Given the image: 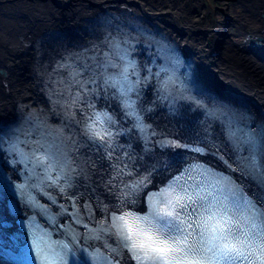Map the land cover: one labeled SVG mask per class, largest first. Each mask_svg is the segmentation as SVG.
Listing matches in <instances>:
<instances>
[{
  "label": "bare ground",
  "instance_id": "6f19581e",
  "mask_svg": "<svg viewBox=\"0 0 264 264\" xmlns=\"http://www.w3.org/2000/svg\"><path fill=\"white\" fill-rule=\"evenodd\" d=\"M0 3H2L0 4V154L7 157L8 164L17 169L25 168V157L41 150L39 148L57 159L62 165L57 166L58 170L61 171L62 168L66 170L62 169L61 172L67 187L62 191L63 194H60L61 201L58 195L53 194L54 202L70 206L72 203L70 201L82 200L88 205L90 216H105L111 201L118 202L122 199L134 201L138 198L143 199L146 194L144 188L129 191L126 184L131 180L121 176L122 167L129 168V171L133 170L132 176L137 179V171L141 170V164L156 166L161 161L164 163L165 156L179 153V149L175 147L154 149L149 141L140 146L138 140L129 136L131 146L123 163L117 155L109 157L99 155L100 149L93 144L97 141V137L93 136L92 140L83 138L81 128L83 129L84 117L95 97L101 95L109 103H113L112 91L104 85L101 86L102 90L98 91L97 85L101 76L115 70V67H112L116 64L113 54L117 48L132 54L135 58L132 63L134 69L143 70L142 66L149 65L151 79H156L151 71V67L156 62L159 61L164 65L168 57V60L174 63V73L165 74V81L169 83L173 80L172 84L177 88L170 87L168 90L163 82L158 90L161 98H157V94L151 92L153 88L151 84H148L149 87L146 89L141 88L139 92V98L152 118L151 123L157 129L163 127L161 130L164 133L168 125L179 128L182 132L191 127H198L205 133L206 130H210L211 139L215 142V153L222 157L224 153L230 160L231 155L223 151L224 145L228 144L220 131L221 124L217 125V118L242 128H248V125L242 122L246 121L248 116L242 111L259 118L257 113L259 108L250 103L254 101L264 104V48L253 42L254 37L260 36L264 31V18L261 17L264 15V0H219V6H214L213 9L206 7L201 0H0ZM105 7H116L115 11L124 10L131 15L124 17L122 13L120 15L109 10L118 19L114 15L98 17L100 22L105 20L102 26L108 21L120 23L119 30L111 31H119V35L109 32L104 37L105 46L101 51V46H98L101 44L99 37L105 30L102 32V28L93 26L80 36L78 33L84 26L82 23H88L97 16L93 14L94 9L101 8L99 10L102 11ZM149 25L152 27L151 30ZM158 26L164 30L170 41H162L158 38L165 36L164 33L160 34ZM134 27L140 31L133 39L130 37L134 33ZM61 32L64 34H60ZM53 34L55 35L52 37ZM67 40H70V43ZM62 41L67 46L63 52L60 51ZM144 51L146 55L142 59ZM73 57L87 58L85 61H72L73 69L82 70L80 68L83 66V69L91 67L92 69L86 73L79 72L70 100L62 95L59 96L58 93V96L54 94L43 96L41 89L38 94L42 97L40 104L50 109L52 116L45 112L40 131H34L29 128L32 105L30 101L26 103L27 100L39 84L42 88V85H46L49 81L54 73L53 65L67 66ZM56 59L58 61L55 62ZM192 65L203 73L205 77L203 81L210 90L225 89L237 94L233 97L243 96L250 103L244 99V102L237 103L231 96L223 98L222 95L226 94L217 93L216 90L217 96L231 101L234 108L221 101L216 106L214 100L207 96V91H203L202 81L192 83L194 78ZM14 68L18 75L16 78L13 77ZM45 92L47 93L46 90ZM159 106L164 108L168 118L163 116ZM201 107L208 113L201 125L192 124V120L182 119L181 110L190 109L194 113ZM200 116L201 114L194 117V120ZM162 119L167 121H163V125L160 126ZM256 127L259 136L250 137L254 140L258 138L251 146L255 157L253 166L254 173L262 178L259 184L262 183L264 193V163L260 155V148L264 144V119L260 120ZM238 133L244 135L246 132ZM107 138L114 139L112 135H108ZM34 139L35 143L41 141L43 143L40 146L26 148L30 146L29 141L33 142ZM76 141L90 147L89 154L80 151V156L88 159V163L84 162L80 167L82 177L71 173L74 169L73 163L65 158L75 153ZM125 147L121 145V148ZM137 148L140 149L136 151ZM147 148L149 152H146ZM83 149L87 147L80 148ZM234 155L241 158L238 151ZM89 165L91 174L86 171ZM162 167L163 170L159 172H163V175L170 170L166 164L159 165V168ZM0 170L9 178L15 175L4 160H0ZM74 170L78 171L79 167ZM240 171H245L244 166ZM150 173L151 171L146 173L143 182L148 181ZM153 174L152 178L161 176L157 171ZM24 183L25 188H28V181L24 180ZM88 187L91 188L90 191L87 190ZM0 188L3 189L0 190V210L8 211L5 206L6 201L13 208L17 207V210H20L18 208L22 204L20 196L15 191L10 193L2 186ZM101 190L102 194L98 193ZM144 190L145 193H142ZM3 191L8 192L11 197L4 195ZM140 194L143 197H140ZM46 207L53 216H56L48 204ZM56 219L59 217L56 216ZM0 264L10 263H7L0 254Z\"/></svg>",
  "mask_w": 264,
  "mask_h": 264
},
{
  "label": "snow or ice",
  "instance_id": "6c2138e0",
  "mask_svg": "<svg viewBox=\"0 0 264 264\" xmlns=\"http://www.w3.org/2000/svg\"><path fill=\"white\" fill-rule=\"evenodd\" d=\"M98 122L99 115L89 131L103 140L94 128ZM37 160L45 163L47 157ZM162 196L149 215L112 217V227L135 264H241L254 245L264 251V210L257 212L255 204V214L239 216L238 205L229 206L211 191L172 187Z\"/></svg>",
  "mask_w": 264,
  "mask_h": 264
},
{
  "label": "rangeland",
  "instance_id": "374dc122",
  "mask_svg": "<svg viewBox=\"0 0 264 264\" xmlns=\"http://www.w3.org/2000/svg\"><path fill=\"white\" fill-rule=\"evenodd\" d=\"M202 2H203V4L206 6V7H208V8H210V9H213L214 8V6H219L218 4H219V0H201ZM230 4H231V2H230ZM116 7H118V6H116ZM116 7H114V8H116ZM114 8H108V7H105V9H103L102 11H100L99 9H101V8H97V10L96 9H94L93 10V14H95V15H97L93 20H91V21H89L88 23L87 22H84V23H82V25L84 24V26L82 27V28H80V32L78 33V35L80 36V34L81 33H83L84 31L86 32L87 30H88V27H89V24H92V23H95L96 21L97 22H100V18L98 19V17H100V15H103L104 17H106V16H108V15H115V14H113V12H110V11H115V9ZM112 9V10H111ZM110 10V11H109ZM98 11V12H97ZM97 14H96V13ZM115 12H117V13H123V14H125L124 16H130L131 14H129V13H127V12H125L124 10H119V11H115ZM94 15V16H95ZM105 20H102L100 23H102V22H104ZM96 22V23H97ZM228 22V18L226 19V23ZM147 27H148V25L147 24H145ZM151 26L149 25V30H151ZM158 28L160 29V34L161 33H164V35L165 36H163V37H158L160 40H164V41H170V39H169V37L167 36V34L164 32V30L161 28V27H159L158 26ZM103 29V28H102ZM102 29H101V31H102ZM64 33H65V30H64ZM63 32H61L60 34H64ZM53 35H55V34H53ZM151 35H153V34H151ZM154 36V35H153ZM157 38V37H156ZM69 43H70V40H67ZM242 42V41H241ZM59 43H61V42H59ZM93 45H90V47H92ZM98 46H101V51L103 50V48H104V46H105V44L104 43H101L100 45H98ZM67 48V46H66V44H65V42L64 41H62V43L60 44V51L61 52H63L65 49ZM176 49H177V51L179 50L177 47H176ZM142 55V53H140V55L139 56H141ZM145 55H146V53H145V51L143 52V56H142V59L145 57ZM12 71H13V73L15 72V74L13 75V77H17L18 75H17V73H16V71H15V68L14 69H12ZM192 73H193V77L194 78H192V83H193V81H194V83H200L201 81H202V86L204 87V89H203V91H207V96L211 99V100H214V102L216 103V106H218V104H219V102L221 101V102H223L224 104H227L229 107H231V108H234V105H232L233 103L231 102V101H228V100H226V99H222V98H220V97H218L217 96V94H216V89L217 88H213V89H209L208 87H206V84L204 83V79H205V77H204V75H203V73L202 72H200L197 68H196V66H194V65H192ZM199 73V74H198ZM12 82L14 83V81H13V79H12ZM40 87V88H39ZM39 91V92H38ZM40 91H41V85L39 84L37 87H36V89H35V91L33 92V93H31V95H30V97H29V100H27V102L26 103H29L28 101H30L31 102V105H32V107H31V122H29V128L31 127L34 131H40V127L42 126L41 125V123H42V118H43V115L45 114V112L46 113H48V114H50L51 115V113H50V109H48V108H46V107H44L42 104H40L41 103V100H42V97H41V94L40 95H38L39 93H40ZM225 93L224 94H226V95H222L223 96V98H225V96L228 98V97H233V96H236L237 94H235V93H233V92H230V91H227V90H223ZM96 93H97V91H96ZM204 93V92H203ZM0 95H1V93H0ZM96 95V94H95ZM228 95V96H227ZM1 97V96H0ZM41 97V98H40ZM241 97V98H240ZM240 97H233L234 98V100L237 102V103H240V102H244V100L246 101V102H248V103H250L246 98H244L243 96H240ZM37 98V99H36ZM96 98V97H95ZM97 99H98V97H97ZM244 99V100H243ZM35 102V103H34ZM35 106H34V105ZM115 104H117V103H115ZM250 104H253L256 108L258 107L259 109H258V116H259V118L257 117V118H255V117H252V115L248 112H244V111H242V110H238L239 112L240 111H242V113L243 114H247V116H248V120H250L254 125H256L258 122H260V120H262V119H264V104H259V103H257V102H254V101H252ZM30 105V106H31ZM143 107L145 108V106H144V104H143ZM248 107H251V106H248ZM35 108V109H34ZM34 109V110H33ZM146 111V110H145ZM211 111V110H210ZM54 112V111H53ZM39 113V114H38ZM230 113V112H229ZM52 116V115H51ZM231 117V116H230ZM145 118H147L149 121L150 120H152L151 119V117H150V115H148V113L145 115ZM150 118V119H149ZM40 120V121H39ZM40 123H39V122ZM166 122L167 120H160V126H162L163 124L162 123H164V122ZM151 122V121H150ZM242 122H244V121H242ZM251 122H249V123H251ZM39 126V127H38ZM154 126V125H153ZM219 126V125H218ZM244 126H246V125H244ZM249 126H251V125H248V127ZM163 130V127H159L158 128V130H160V131H162ZM220 131L222 132V135H223V137L226 139V141H227V144H228V140H227V138H226V136H225V134L223 133V131H222V129H220ZM180 133V132H179ZM179 133H175V135H173V136H176V138H180V136H179ZM190 133H192V134H194L193 135V137L194 138H200V136L198 135V134H195L196 133V131L195 130H193L192 132H190ZM168 134H170V135H172V133H168ZM129 136H132V135H129ZM33 137V136H32ZM34 138V137H33ZM202 138H204V137H202ZM35 139L33 140V142L32 141H29V143H30V146H27L26 148H32V147H36V146H40L42 143H43V141H41V143H39V142H37V143H35ZM35 145V146H34ZM75 153L74 154H70V155H68V156H65V158H67L69 161H71L72 163H73V166H74V169L78 166L79 167V170L78 171H75L74 169L73 170H71V173L75 176V175H79L80 177H82V170H81V166L84 164V162L85 163H88V159H85V158H83V157H81L80 156V151L81 152H83V153H87L88 152V154H89V151H90V147H88V146H84L81 142H75ZM130 146H131V144H130ZM129 146V147H130ZM84 147H87V149H83V150H80V148H84ZM224 150L223 151H226V152H228V154H230L232 157H235L236 159H239V158H237L234 154H235V151H234V148H233V146H229V145H224ZM264 150V149H263ZM55 153H57V154H59V155H62L61 153H59V152H56V151H54ZM65 152V151H64ZM234 153V154H233ZM63 156V155H62ZM73 157V158H72ZM169 158H171V157H169ZM0 160H4L6 163H7V165H8V167H9V169L11 170V172H13L14 174H15V170L17 169V168H15L14 166H11L10 164H8V160H7V157H5L4 155H2V154H0ZM57 160V159H56ZM167 165L168 166H171L172 165V163H170V162H167ZM62 166V165H61ZM148 165L147 164H145V167H147ZM129 169V168H128ZM64 171H66L65 170V168H64ZM86 171L89 173V174H91L90 172H91V166L89 165V167H88V169L86 168ZM91 176L92 175H90V177L89 178H91ZM256 183V182H255ZM39 185H41L40 183H39ZM73 185H74V183H73ZM256 187H257V185H255ZM7 189H9V190H12L11 188H7ZM92 189H94V188H92ZM257 189H258V187H257ZM87 190L88 191H90L91 190V188H87ZM98 189H95V191H97ZM259 190V189H258ZM98 193H100V194H102V190H101V192H98ZM142 193H145V190L144 191H142ZM3 194L4 195H7V196H9V197H11L9 194H8V192H6V191H3ZM140 197H143L142 196V194H140L139 195ZM15 197H17V196H15ZM66 197V196H65ZM17 198H19V197H17ZM21 198V197H20ZM70 202H72V201H70ZM77 202H80V200L79 201H77ZM112 203H114L115 201L113 200V201H111ZM136 202H138L137 200H136ZM13 208V207H12ZM20 208V207H19ZM23 209H25L26 207L25 206H23L22 207ZM21 209V208H20ZM16 210H17V207H16Z\"/></svg>",
  "mask_w": 264,
  "mask_h": 264
},
{
  "label": "water",
  "instance_id": "95a60500",
  "mask_svg": "<svg viewBox=\"0 0 264 264\" xmlns=\"http://www.w3.org/2000/svg\"><path fill=\"white\" fill-rule=\"evenodd\" d=\"M120 15H121V13H120ZM122 15L124 16L125 14L122 13ZM114 16H115L116 19H118V17L116 15H114ZM124 17H126V16H124ZM96 22L92 23V24H89V27H93V26L97 27L98 26V27H100V29L103 28L102 32H103V30H105L104 33H101L100 37H99V41L101 43H103L104 37L106 35H108L109 32L113 31V29L114 30H119L118 26L120 25V23L118 21H108L107 23H104L103 26H102V23H100V22L96 23ZM108 23L110 24V26H108ZM139 31H140V29H135V27H134V33L131 34L130 38L134 39V37L139 33ZM111 33L116 35V36L119 35L118 34L119 31L111 32ZM51 36L53 37L54 35H51ZM254 38L255 39H254L253 42H257V44L259 46H262L264 48V31L261 32L260 36H256ZM119 50H121V49L117 48L115 50L114 54H113V58L115 59L116 64H118V63H120L122 61V58H121L120 55H123L128 61L131 62L130 66L128 68L130 70H132V68H133L132 63H134L135 58H133L132 54L128 53L127 51L121 50L119 52ZM166 58H168V57H166ZM86 59L87 58H85V57H84V59L82 57H77V58L73 57V58H71L69 60L70 62H68L69 65H67V66L65 64L64 65H61V64L53 65L54 67H52V68H54V69H52V71L54 73H52L51 78L49 79V81L46 82V85H42V88H41L43 96L44 95L50 96V94L57 95V93H58L59 96L62 95V97H67L70 100L72 95H73V89H74V87H75V85L77 83V80H78L79 72L86 73V72H88V70L90 71L92 69V67L88 68V69H83L84 66L80 68L82 70H79V68H78V70L76 68L73 69L72 61L78 62V61H85ZM56 61H58V60L56 59L55 62ZM141 68L143 70H140L138 68V69H136V71L138 73H140V74L143 73V72L149 74V65L142 66ZM151 71H152V73L154 71H156L154 66L151 67ZM0 72H1V70H0ZM80 74H82V73H80ZM62 75H63V77H62ZM105 76H101L100 77V82L102 84H100L98 88L102 89V87H101L102 85L106 86L105 84H103V79L105 78ZM45 90L47 91V93L45 92ZM216 90H217V93H220V94H224L225 93L223 90H220L219 88H217ZM185 101H187V100H185ZM193 104H195V102H193ZM159 110L162 112L164 117H166V118L169 117L167 115L166 111L164 113V108L162 106H159ZM205 110L206 109H203L202 107H201L200 110L197 109L194 113H192L190 111V109L181 110V117H182V119L192 120V124L201 125L202 122H203V119L207 118V116H208V113ZM200 114H201L200 118H197V119L194 120V117H198ZM171 127H173V126H171ZM174 128H176V127H174ZM191 128H193V127H191ZM195 128L198 129V127H195ZM178 130H180V129L178 128ZM223 131H225V130H223Z\"/></svg>",
  "mask_w": 264,
  "mask_h": 264
},
{
  "label": "flooded vegetation",
  "instance_id": "af4514ba",
  "mask_svg": "<svg viewBox=\"0 0 264 264\" xmlns=\"http://www.w3.org/2000/svg\"><path fill=\"white\" fill-rule=\"evenodd\" d=\"M0 4H2V3H0ZM261 17L264 18V15H262Z\"/></svg>",
  "mask_w": 264,
  "mask_h": 264
}]
</instances>
